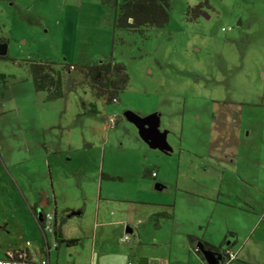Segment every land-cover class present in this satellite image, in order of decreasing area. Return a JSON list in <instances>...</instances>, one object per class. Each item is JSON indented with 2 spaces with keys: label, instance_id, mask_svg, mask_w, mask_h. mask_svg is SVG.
Instances as JSON below:
<instances>
[{
  "label": "rangeland",
  "instance_id": "obj_1",
  "mask_svg": "<svg viewBox=\"0 0 264 264\" xmlns=\"http://www.w3.org/2000/svg\"><path fill=\"white\" fill-rule=\"evenodd\" d=\"M199 3L198 16L185 13ZM0 38V259L27 249L45 258L31 208L44 188L85 210L84 230L81 219L68 226L78 244L55 249L48 234L50 264H86L95 247L120 264H176L194 253L188 234L221 244L227 227L238 264H264V0H173L170 22L142 32L115 28L103 0H0ZM31 62L78 70L49 100ZM100 63L129 76L117 102L97 97L81 72ZM126 111L156 114L173 150L150 148ZM215 113L239 117L233 144L214 130ZM99 203L103 223L128 213L124 229L95 226ZM44 210L54 214V202ZM161 212L172 216L151 219Z\"/></svg>",
  "mask_w": 264,
  "mask_h": 264
},
{
  "label": "trees",
  "instance_id": "obj_2",
  "mask_svg": "<svg viewBox=\"0 0 264 264\" xmlns=\"http://www.w3.org/2000/svg\"><path fill=\"white\" fill-rule=\"evenodd\" d=\"M172 1L173 0H103V5L106 6L111 13L115 28L131 32H142L148 28L162 29L170 22ZM203 7V3L197 4L194 8L188 6L185 13L190 15L192 11L195 16H198ZM0 43L5 44V40L0 38ZM0 59L6 60L8 59V56L0 57ZM28 68L30 70L35 90L37 92L47 93L49 100H56L63 97L64 72L78 70L77 67L68 64H63L61 65V68L57 69L53 64L37 62H31ZM84 71V76L89 80L92 88L95 90L96 96L109 103L117 102L119 93L128 85L129 76L126 73L125 67L121 64L112 65L100 63L98 65L86 67L85 70L81 69L82 73H84ZM0 80L4 83L7 82L6 74L0 73ZM92 108L91 112H98V109L95 106H92ZM106 177L112 179V177L108 175ZM152 178L155 179L154 177ZM31 208L33 215L43 232V221L47 214L36 206ZM40 212L43 213L42 221L39 216ZM65 212H63V215L59 220H56L55 217L54 234H50L53 236V240L57 243L55 249H59L63 244L73 246L79 243V239H66L63 235L62 228L64 223L67 218L75 213L69 211ZM171 216V213L161 212L154 215L152 219L154 217L170 218ZM43 234L45 236L48 235L45 232H43ZM192 241H196V239L192 238ZM202 243L206 249L223 252L225 261L227 260V262H230L229 253L231 248L226 251L222 249L226 241H224V243L218 248L212 247L204 242ZM20 251H15L11 254L17 258ZM42 253L45 254V256H48L47 250H44ZM8 256L9 254L6 257ZM33 259V256L28 252L27 260L31 262L34 261Z\"/></svg>",
  "mask_w": 264,
  "mask_h": 264
},
{
  "label": "crops",
  "instance_id": "obj_3",
  "mask_svg": "<svg viewBox=\"0 0 264 264\" xmlns=\"http://www.w3.org/2000/svg\"><path fill=\"white\" fill-rule=\"evenodd\" d=\"M216 116H217V118H216V120H214V130L218 134L219 133H224L226 135V138L229 139L228 142L233 144V139L235 140V136H237V135H236L234 129L230 128V127L237 123L236 117L238 118V121H239V117L237 115H216ZM227 129H229L230 132ZM49 164H50V162H49ZM28 172H29V175H28L29 179L34 178V176L37 177V175L32 174L30 171H28ZM156 178H158V174L156 175L155 179ZM196 196L200 197L199 194H197V195L195 194V197ZM202 199L203 200H206V199L207 200H213V197L212 196L202 197ZM33 201H34L33 205H35L37 208L42 209V211L44 213H45L44 209L46 207H48L49 205L53 204V202H54L55 210H54L53 213H54V215L56 217V220L60 219V217H59V212L60 211L62 212V215H63V212H65V211H69L71 213H74L73 211H75V210H73L74 208H71V206L73 204H66V205L62 204L61 205V204H59V202L53 201V199H51L50 193L47 190H45L44 188L40 189V191L38 192L37 200H33ZM99 201H100V199H99ZM80 211H82V212H80ZM75 213H77V214H75V215L73 214L71 217L67 218L66 222L63 225L62 232H63V235H64V237L66 239H75L74 236H71L69 228H68V226L72 222H74V220H77V219H81L82 220L81 223H80V226H81V228L83 230H84V227L86 225L85 222H84L85 210L83 208H81L79 210H76ZM126 214L128 216V213H124L121 216L122 221L117 222V224H115V223H111V224L110 223H108V224L103 223L102 221H106L107 215H106L105 208H103V206H101V203H99L98 210H97V212L95 214V219H96L95 220V226H97V227L98 226H101V227L106 226L107 227V226L110 225V226H117L118 228L119 227H123V229H124V226L129 223L126 220V217H127ZM153 216L154 215L151 216V219H152ZM126 232L127 233H133V230L130 227H127L126 228ZM118 235H119V237H121L122 236V232L120 234H118ZM219 235L223 239L221 244H215L214 242L205 240L204 238H203L204 240H202V239L198 240V238L194 234H188L187 237L191 241V246L193 248L194 253H192V251L189 250L187 259H185V260H183L181 262H175V263L176 264H208L206 262L205 258L202 257V255L199 252V250L194 246L197 241L207 243L208 245H210L212 247H215V248L220 247L224 243V241H226L227 238L230 237V236H235L237 238L236 242H235V244H233V246L238 244L239 241H240L238 234L236 232L231 231L228 227H227V229H225V232L223 231V229L220 228L219 229ZM192 238L196 239V241H192ZM44 239H45L46 249H47L48 245H50L49 239H48V235H46V236L44 235ZM128 242H125V243L120 242V243L127 244ZM95 250H96V247L92 251L93 255L91 256V259L86 264H120L117 261V259L115 258V256L113 254H111V253L104 252L100 256H98V258H96L97 254H96ZM24 251H26L27 253L29 252L32 255V253L28 249L24 250ZM50 252L51 251L48 250V256H45V258H42L40 260L39 259L38 260L34 259V260L38 261V262L42 261V260H47L48 264H50ZM230 252H232V253L236 252V251L232 250V246H231ZM33 258H34V256H33ZM141 260H143V262H141L139 264H153V263H150V262L146 261V259H141ZM241 261L242 260H241V258H239V255H238V259L236 258L235 260L230 261V262H227V260L225 261V259H224V264H238V262H241ZM242 262H244V261H242ZM167 264H169V262ZM170 264H171V262H170Z\"/></svg>",
  "mask_w": 264,
  "mask_h": 264
},
{
  "label": "water",
  "instance_id": "obj_4",
  "mask_svg": "<svg viewBox=\"0 0 264 264\" xmlns=\"http://www.w3.org/2000/svg\"><path fill=\"white\" fill-rule=\"evenodd\" d=\"M7 44L0 43V57L7 56ZM125 116L127 120L132 122L137 128L141 139L152 149H161L166 151H171V147L167 141V133L161 132L159 129V118L155 114L148 115L146 117H140L138 114L132 111H126ZM156 189L162 190L161 185L156 184ZM77 213H74V215ZM39 216L41 221L43 219V213L40 212ZM232 241L226 240V243L223 245V250H228L233 246ZM199 252L203 255L208 264H224V255L221 251H214L206 249L204 244L200 241H197L194 245Z\"/></svg>",
  "mask_w": 264,
  "mask_h": 264
},
{
  "label": "built area",
  "instance_id": "obj_5",
  "mask_svg": "<svg viewBox=\"0 0 264 264\" xmlns=\"http://www.w3.org/2000/svg\"><path fill=\"white\" fill-rule=\"evenodd\" d=\"M157 173L156 172H153L152 173V177H156ZM54 221H55V215L54 214H47L44 218V221H43V232L47 233V234H51L53 235L54 234ZM129 241V237L126 236V237H122L120 239V242L122 243H125V242H128ZM27 246L30 245L29 242L26 243ZM53 247L56 248L57 247V243L55 242L53 244ZM49 248V245L47 247V253H48V250H50ZM20 251V250H19ZM237 257V255L235 253H232L230 252L229 253V260L230 261H233L235 260ZM34 260V259H33ZM0 264H48L47 260H42V261H28L27 260V252L24 251V250H21L19 252V255L18 257H14L12 254H10L8 257H5V258H2L0 259Z\"/></svg>",
  "mask_w": 264,
  "mask_h": 264
},
{
  "label": "flooded vegetation",
  "instance_id": "obj_6",
  "mask_svg": "<svg viewBox=\"0 0 264 264\" xmlns=\"http://www.w3.org/2000/svg\"><path fill=\"white\" fill-rule=\"evenodd\" d=\"M151 115V114H150ZM156 115V114H155ZM216 115H218V113H215V115L213 116V120H212V122H214V120H216V118H217V116ZM159 129H160V127H159ZM161 131V130H160ZM161 132H166L167 133V141H168V132L167 131H161ZM168 144H169V142H168ZM170 145V144H169ZM170 147H171V145H170ZM171 149H172V147H171ZM157 150V149H156ZM173 150V149H172ZM171 150V151H172ZM163 151H166V150H163ZM167 152H170V151H167Z\"/></svg>",
  "mask_w": 264,
  "mask_h": 264
}]
</instances>
